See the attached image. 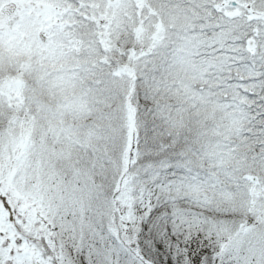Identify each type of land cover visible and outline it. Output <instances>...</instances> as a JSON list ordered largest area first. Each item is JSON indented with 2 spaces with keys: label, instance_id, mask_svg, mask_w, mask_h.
<instances>
[{
  "label": "snow or ice",
  "instance_id": "obj_1",
  "mask_svg": "<svg viewBox=\"0 0 264 264\" xmlns=\"http://www.w3.org/2000/svg\"><path fill=\"white\" fill-rule=\"evenodd\" d=\"M0 264H264V0H0Z\"/></svg>",
  "mask_w": 264,
  "mask_h": 264
}]
</instances>
